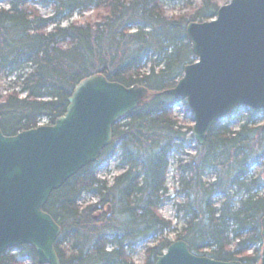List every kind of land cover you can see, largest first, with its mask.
<instances>
[{"label": "trees", "instance_id": "trees-1", "mask_svg": "<svg viewBox=\"0 0 264 264\" xmlns=\"http://www.w3.org/2000/svg\"><path fill=\"white\" fill-rule=\"evenodd\" d=\"M1 1L8 8H0V75L14 80L0 92V129L14 136L35 128L42 118L52 125L64 115L75 86L93 74L150 92L173 88L184 67L195 61L185 36L187 24L213 19L229 0H200L195 6L190 0H168L188 10L169 18L165 0ZM32 3L48 6L51 15L42 18ZM90 12L83 22L60 27L74 14ZM152 57L149 72L141 73ZM178 105L184 112L181 121L174 115ZM245 111L247 118L237 131L216 122L204 143L195 145L190 161L178 166L190 177H180L184 226L176 241L185 242L196 256L259 264L264 112ZM259 115L263 121L257 124ZM187 116L185 99L155 96L113 125L112 142L95 163L50 194L43 211L61 229L54 245L60 264H134L128 253L150 240L154 245L146 248L143 264H155L171 243L165 235L172 225L158 211L167 199L168 156L191 133ZM117 151L125 170L108 185L95 172ZM208 171L215 174L212 182L203 180ZM83 194L94 195L97 202L80 206ZM17 250V255H0V264H22L19 258L37 264L33 248Z\"/></svg>", "mask_w": 264, "mask_h": 264}, {"label": "water", "instance_id": "water-1", "mask_svg": "<svg viewBox=\"0 0 264 264\" xmlns=\"http://www.w3.org/2000/svg\"><path fill=\"white\" fill-rule=\"evenodd\" d=\"M185 36L195 61L173 88L150 92L93 74L75 86L64 115L52 125L14 136L0 129V255L30 246L37 264H60L54 245L61 229L43 211L50 194L95 163L112 142L113 125L155 96L186 100L198 145L235 109L264 111V0H229L213 19L187 24ZM261 237L264 264V218ZM155 264L239 263L193 255L178 240Z\"/></svg>", "mask_w": 264, "mask_h": 264}, {"label": "rangeland", "instance_id": "rangeland-1", "mask_svg": "<svg viewBox=\"0 0 264 264\" xmlns=\"http://www.w3.org/2000/svg\"><path fill=\"white\" fill-rule=\"evenodd\" d=\"M200 0H190V2L193 3V6L199 4ZM164 11L165 15L169 18L171 16H176L179 14H185L187 13V9L184 7L183 3H176L172 1L165 0L164 2ZM222 5V4H221ZM224 5V4H223ZM32 6L38 11L39 15L42 18H47L51 15L50 8L48 6H45L40 3H32ZM0 8L7 9L8 8V2L7 1H1L0 2ZM84 16V17H83ZM88 16H91L90 13L85 14H79L76 13L73 15L72 19L69 21H65L61 23L60 27L65 28L72 22H83ZM91 20L93 18L91 17ZM52 29L49 28L47 32ZM153 61V57L147 60L144 64V67L141 71V73H148L150 65ZM14 80L13 76L8 77L5 74L0 75V92L2 93L5 90H9L12 87V82ZM4 93V92H3ZM2 93V94H3ZM21 97H24V95H21ZM174 115L177 117L179 121L184 119V112L182 106L178 105L174 109ZM186 122L191 124L192 127V117L187 116ZM247 113L245 109L238 108L235 110L233 115L231 116L230 120H225L222 123H229L230 128L233 131H237L240 127V125L246 120ZM48 120L46 118L40 119L37 124L40 123H46ZM257 124L261 123L263 121L262 117H256ZM178 146L173 149L169 156H168V171L166 176V184H165V196L166 201L160 206L159 208V214L160 216L165 219L166 221L170 222L172 225V229L167 232L165 237L168 241L174 242L176 241L177 237L180 235L181 230L184 226V223L181 219V213H180V207L184 203V197L180 193V177L181 175L183 178L188 181L189 180V174L186 173L183 170H179L178 166L181 164L182 166L185 165L190 161V158L195 155V145L197 144L194 138L192 137L191 133L188 134L185 138V140L181 143L178 142ZM118 147V146H117ZM125 168H122L120 166V151H117L115 156L110 160L108 163L101 164L96 169V177L100 181H105L106 183L111 184L114 177L120 175L123 173ZM215 174L213 171L205 172L203 175V180L206 182H212L214 180ZM264 191L261 190V193ZM97 202V199L92 194H83L80 199L78 200V204L80 206H86L89 204H94ZM215 205L218 207L219 205V198H215ZM107 213L109 214L110 211L107 210ZM154 245L153 240L142 242L137 244L133 249L128 253L131 260L134 264H143L144 258H145V250L148 246ZM110 249V247H108ZM254 248L250 249V253L253 252ZM10 255H17L18 250L13 249L8 252ZM20 262L22 264H30L28 259L25 258H19Z\"/></svg>", "mask_w": 264, "mask_h": 264}]
</instances>
